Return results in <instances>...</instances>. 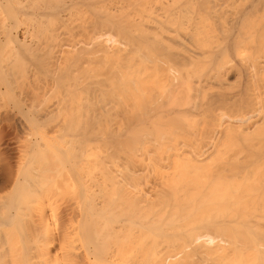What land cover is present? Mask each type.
Here are the masks:
<instances>
[{
	"label": "bare ground",
	"instance_id": "6f19581e",
	"mask_svg": "<svg viewBox=\"0 0 264 264\" xmlns=\"http://www.w3.org/2000/svg\"><path fill=\"white\" fill-rule=\"evenodd\" d=\"M6 95L73 117L0 164V264H264V0H0Z\"/></svg>",
	"mask_w": 264,
	"mask_h": 264
},
{
	"label": "rangeland",
	"instance_id": "374dc122",
	"mask_svg": "<svg viewBox=\"0 0 264 264\" xmlns=\"http://www.w3.org/2000/svg\"><path fill=\"white\" fill-rule=\"evenodd\" d=\"M28 58H31L32 59V57H28ZM31 59L29 60V62H28L27 65H29V64L32 65L31 62H33V60H31ZM31 65H29V67H32L33 66V65L32 66ZM29 70H30V68H29ZM33 71L34 72L36 71L35 68H32L29 73H32V75H33L34 74ZM35 74L33 75V77L34 76H36V77L32 78L31 81H30L29 78H27V79L26 78H23V79L22 78H18L15 81V91L18 94L20 93V96L21 97H25L26 96L25 98H28V96L31 95L30 94L31 93L30 90H32V87H35V86L38 87L39 86V88H40L46 82V80L49 78L48 72H45V71H42V70H41V72H40V70H38V72L36 71ZM27 93H28V95H27ZM22 95H25V96H22ZM7 98H8V96L6 95V97H3V99L0 100V156L2 157V159H1L2 161L0 162V164H4L5 163V160H6V162L8 160V162H10L13 166H15L14 164H16L17 161H18V155L20 153L19 151L25 145L24 144L25 143V139L27 137H34L35 138V136H37L40 139H44V138L49 139L48 142L50 141L51 143H53L51 145L52 147L49 146V144H48V146L50 148H53V149H50L47 146V141L45 143L46 146H44V147L45 148L47 147V149H48V150L46 149L45 151L47 153H49L51 151L50 154L44 153V157L47 158L46 160H45V158L43 159V157H42L43 153H42V155L39 153V154H36L34 156V158H36V157H38L37 155H40V157H38L39 159L36 158L37 161L39 160V162L44 161L45 163H47L49 161V163L47 164L49 167H46V164L45 163H44V165H45V168H47V169L49 168L51 170L57 164L56 162H58V161L55 160V158L56 157L58 158V156H56V154H54V153H57V152H55V148H58V146H59V145L57 146L56 144H59V140L61 141V138L58 136L63 131L62 129H60V125L63 122H65L67 124L70 123L71 117H73V116H61L62 118H60L59 116H57L56 118H55V116H53V118H51V116H27L29 118H26V116H24L20 112H18V109L16 107H14V105L12 104V102L10 100H8L9 98L8 99ZM54 99H55V97L52 98V100H54ZM32 118H35L34 120L35 121L37 120L38 121V124H37V121H36L35 122L36 125H35V123H34V121H33ZM32 121H33V123H32ZM27 133H30V135H26ZM41 137H43V138H41ZM66 138H68V137H66ZM46 139H44V140H46ZM44 140L43 141L40 140V141L45 142ZM54 142H55V144H54ZM60 146H61V143H60ZM52 155H53V157H52ZM53 163H56V164H53ZM51 166H53V167H51ZM56 168H57V166H56ZM51 171L47 170V172H51ZM55 171L56 170L54 169V171H53L54 174H55ZM54 174H51V175H54ZM47 175H50V174L48 173ZM55 176H53V177L55 178ZM58 182L60 183L59 180H58ZM58 182H56V183H58ZM59 183H58V185H59ZM60 185H59V187H60ZM61 188L63 189V190L61 189L62 194L61 195H58V194L57 195H54L52 193L51 195H53V196L48 201L51 200L50 206L54 205V206H52V207H54V208H52V210L54 209L56 212H58V215L57 214H55V215H57V217H62L63 218V222H64V219H65L64 217L65 216H63V214H64L65 211H67L65 209L66 206L69 205V204L70 205L71 204H74L75 203L74 200H76V199H73V198L74 197L77 198L78 195H75L74 197H71V195H70L71 192L69 190L63 188L62 185H61ZM51 189H52V187H51ZM54 189H56V188H54ZM49 190L47 191L48 193L46 192V194H45V198L46 199H47L48 196H50ZM57 190H60V189L57 188ZM65 191H67V192L65 193ZM53 192H54V190H53ZM56 193H57V191L55 192V194ZM58 193H60V192H58ZM63 193H65V195ZM71 194L73 196V193H71ZM46 195H48V196L46 197ZM69 195H70V197H69ZM48 201H46V203ZM48 209L50 211V208L49 207H48ZM51 212L52 213H55L54 211H51ZM59 212H60V214H59ZM62 218H60V220H59L60 222L62 221L61 220ZM68 238L69 237H67L64 240H61L60 241L61 242L60 244H62L65 247L66 250L64 249V247L62 245H60V246L58 245L59 242L56 241L58 243L57 244L54 241V243H52V245H50V252H54V253H52L54 255H55V253H59L58 255L57 254L55 255V256H58V258H59V256L61 257L62 253H63V255L66 252L69 254L70 253V249L72 247H74L75 244L77 246L78 245H82V243L80 242V240H78L79 242H76L77 239L75 241L69 239L71 241V243H70L69 240H68ZM72 243H73V245H72ZM69 244H71L70 245V246H72L71 248H69L70 247ZM66 245H68L69 247H66ZM77 246H75L73 248L74 250L71 249V251H72L73 254H74V252H77L78 254L81 252L80 250H81L82 246H79V247H77ZM61 247H63V248H61ZM67 249L69 250V252H68ZM72 253H70V254H72ZM63 255H62V258H63V261H65V262H63L61 260L63 264H67V262H69V264L75 263V260L72 263L70 262L71 259H72L71 255H70L71 259L69 261L68 260L66 261L65 260L66 259L65 258V255L64 256ZM67 258H68V256H67ZM59 259H61V258H59ZM77 264H78V262H77Z\"/></svg>",
	"mask_w": 264,
	"mask_h": 264
}]
</instances>
